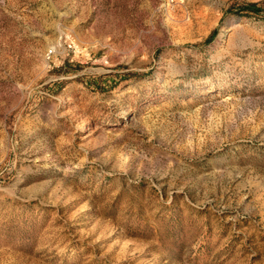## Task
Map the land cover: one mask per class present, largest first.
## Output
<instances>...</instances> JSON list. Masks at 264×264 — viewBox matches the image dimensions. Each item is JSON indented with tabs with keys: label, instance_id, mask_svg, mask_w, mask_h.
Masks as SVG:
<instances>
[{
	"label": "rangeland",
	"instance_id": "374dc122",
	"mask_svg": "<svg viewBox=\"0 0 264 264\" xmlns=\"http://www.w3.org/2000/svg\"><path fill=\"white\" fill-rule=\"evenodd\" d=\"M0 264H264V0H0Z\"/></svg>",
	"mask_w": 264,
	"mask_h": 264
},
{
	"label": "built area",
	"instance_id": "2783aa9c",
	"mask_svg": "<svg viewBox=\"0 0 264 264\" xmlns=\"http://www.w3.org/2000/svg\"><path fill=\"white\" fill-rule=\"evenodd\" d=\"M58 46H66L69 51H72L73 53L76 54H81L83 53L82 48L75 43V41L72 39L71 35L68 33H61L58 36V40L56 42ZM54 55V49L50 48L48 51H46V58L50 59Z\"/></svg>",
	"mask_w": 264,
	"mask_h": 264
},
{
	"label": "trees",
	"instance_id": "16d2710c",
	"mask_svg": "<svg viewBox=\"0 0 264 264\" xmlns=\"http://www.w3.org/2000/svg\"><path fill=\"white\" fill-rule=\"evenodd\" d=\"M254 6H255V4H254V3H251V4L248 5V8L251 9V8H253Z\"/></svg>",
	"mask_w": 264,
	"mask_h": 264
}]
</instances>
